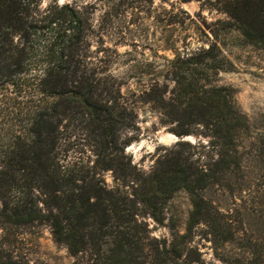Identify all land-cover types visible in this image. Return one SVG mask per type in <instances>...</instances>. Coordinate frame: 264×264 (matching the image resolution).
<instances>
[{"label":"trees","instance_id":"1","mask_svg":"<svg viewBox=\"0 0 264 264\" xmlns=\"http://www.w3.org/2000/svg\"><path fill=\"white\" fill-rule=\"evenodd\" d=\"M42 1L0 0V230L45 225L85 264H207L183 256L194 228L205 224L223 264H264V237L245 236L203 193L243 166L250 137L231 89L213 79L225 69L220 45L167 60L169 94L157 85L149 92L161 123L176 122L177 136L202 131L217 157L205 166L181 150L165 152L143 172L125 152L122 133L135 115L121 79L89 54L90 19L68 2ZM215 2L229 31L264 50V0ZM179 191L191 206L183 228L171 218V238L151 235L148 219L164 224ZM0 264L28 263L0 242Z\"/></svg>","mask_w":264,"mask_h":264},{"label":"rangeland","instance_id":"2","mask_svg":"<svg viewBox=\"0 0 264 264\" xmlns=\"http://www.w3.org/2000/svg\"><path fill=\"white\" fill-rule=\"evenodd\" d=\"M68 2L80 8L91 21L88 31L89 54L102 58L101 69L121 79V93L134 112L135 126L124 129L129 141L125 152L132 164L149 172L165 152L181 150L196 164L208 166L217 157L216 142L202 131L177 136L176 122L161 123L151 107L150 88L169 94L173 86L165 69L167 60L190 54L216 41L225 59V69L213 79L232 91L236 107L250 125L244 147L243 166L227 174L224 186L210 185L206 198L222 211H228L240 232L249 238L264 237V50L229 31L227 15L215 0H43ZM179 142L188 144L180 145ZM107 182L111 177L106 175ZM185 191L175 193L165 208L164 224L151 218L150 234L171 238V218L183 228L190 210ZM242 230V231H241ZM0 242L15 258L28 264H85L56 243L45 225H26L0 230ZM183 256L199 257L207 264H223L205 224L193 230ZM236 246L229 244L226 250ZM224 249V248H223ZM222 249V251H224ZM219 251V250H218Z\"/></svg>","mask_w":264,"mask_h":264}]
</instances>
